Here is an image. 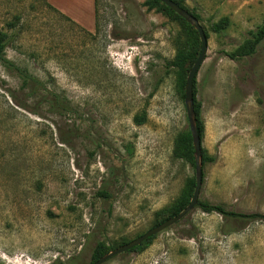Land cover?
Instances as JSON below:
<instances>
[{"label": "rangeland", "instance_id": "374dc122", "mask_svg": "<svg viewBox=\"0 0 264 264\" xmlns=\"http://www.w3.org/2000/svg\"><path fill=\"white\" fill-rule=\"evenodd\" d=\"M181 1L207 32L194 95L214 160L198 199L264 213V41L251 55L226 54L262 22L264 0ZM58 12L44 0H0L5 57L42 85L28 95L0 62V264H87L96 241L117 246L151 227L194 173L173 156L188 121L166 65L176 36L189 41L183 25L145 0H97V29L80 9V22ZM223 16L230 24L215 33ZM48 91L69 112L50 110ZM103 264H264V221L195 206L142 250Z\"/></svg>", "mask_w": 264, "mask_h": 264}, {"label": "trees", "instance_id": "16d2710c", "mask_svg": "<svg viewBox=\"0 0 264 264\" xmlns=\"http://www.w3.org/2000/svg\"><path fill=\"white\" fill-rule=\"evenodd\" d=\"M173 1H175L179 6L184 8V6L181 4L182 2L181 0H173ZM44 3L46 6L58 12L50 3H48L47 0H44ZM145 4L147 5L148 9L154 8L155 10L166 13L167 15L173 17L174 19H177L186 29V34L189 37V41L187 45H185L181 41V38L179 36H176L175 54L173 55L172 59L166 62V65L171 66V68L173 69V72L175 75L176 91L178 92L181 98H184V85H185L186 76L190 69L189 68L190 65L192 66V64L194 63L199 53L200 43H199V38H198L199 37L198 32L188 22H186L182 17L176 14L171 8H169L167 5L162 3L160 0H145ZM58 13L64 16L65 18L69 19L62 13L60 12ZM190 13L199 20L200 18L199 14L195 12H190ZM97 14H98L97 13V0H94V20H95L96 29L98 27V20H97L98 15ZM229 24H230L229 18L227 16H223L218 21L213 22L211 24V29L215 33H221L228 27ZM9 26L13 27L14 24L10 23ZM205 34L207 37L206 31H205ZM9 36L10 35L6 31L0 29V62L1 64L4 67H6L8 70L14 71L17 74L18 78L20 79V87L26 90L28 95L39 94L40 90H42V85L40 81L36 77H34L32 74H30L28 70L16 65L11 60L5 57V48L8 44ZM263 41H264V17L262 19V22L255 29L248 31V36L245 37L244 40L233 51L227 52L226 54L232 59L251 55L256 51L258 46ZM194 84H195V77L193 79V104H194L197 131H198V134L201 140L203 136V131H204V124L200 116V102L195 100ZM44 96L47 99L50 110L54 112H59V113L69 112L70 107L68 103L57 92H50V91L44 92ZM133 119L136 123H141L142 120L144 119V116L140 119L138 118L137 115H134ZM173 156L178 157V158H183L187 160L188 162H190L191 165L194 166L192 138H191V133L188 127L185 129H182L176 135L174 139V145H173ZM213 160H214V156L209 155L207 150L201 146L202 167L205 163L212 162ZM202 180H203V170H202ZM194 186H195V176L193 173L185 177L181 191L177 199L168 207L161 209L155 213L156 221L153 223V225H156L159 222L167 219L168 217H171L177 214L178 212H180L189 203L190 198L193 193ZM196 207H199L204 212L215 211L218 214H220L224 219L263 220L264 221V213L237 212L234 210L226 209L221 204H213L205 200L198 199ZM156 235L157 234L149 236L142 243L128 249L127 252L133 251V250H136V251L142 250L146 245H148L153 240V238ZM127 241L123 240L121 244ZM117 246L116 245H106V243L103 240L96 241L94 246L91 249L90 259L87 264L93 263L100 256L107 253L111 249H114ZM75 262H76L75 257L68 258L65 261H62L60 258H54L51 262H48L46 264H75Z\"/></svg>", "mask_w": 264, "mask_h": 264}, {"label": "water", "instance_id": "95a60500", "mask_svg": "<svg viewBox=\"0 0 264 264\" xmlns=\"http://www.w3.org/2000/svg\"><path fill=\"white\" fill-rule=\"evenodd\" d=\"M160 1L165 5H167L169 8H171L176 14L182 17L186 22H188L198 32L199 40H200L199 53L186 76L185 85H184V98H183L187 121H188V128L191 133L192 145H193L195 186L189 203L180 212H178L177 214L171 217H168L167 219L159 222L156 225L149 227L144 232L130 239L129 241L115 247L114 249H111L110 251L100 256L91 264H103L111 257L119 253L125 252L128 249L142 243L149 236L155 235L160 231L170 227L171 225L182 219L184 216H186L196 206L198 201L199 190L202 182V162H201V140L197 131L194 104H193V79L197 73V70L201 62L204 59L207 37L199 20L189 11L179 6L173 0H160Z\"/></svg>", "mask_w": 264, "mask_h": 264}, {"label": "crops", "instance_id": "0c3cea01", "mask_svg": "<svg viewBox=\"0 0 264 264\" xmlns=\"http://www.w3.org/2000/svg\"><path fill=\"white\" fill-rule=\"evenodd\" d=\"M55 9H57L60 13L64 14L66 17L74 20H78L76 16L78 15V9H80L81 16L91 15L94 17V0H47ZM79 13V14H80ZM94 21V20H93ZM77 23V22H76ZM94 23V22H93ZM94 24L90 27H84L86 29H91Z\"/></svg>", "mask_w": 264, "mask_h": 264}]
</instances>
